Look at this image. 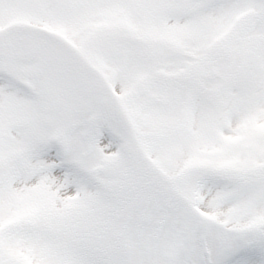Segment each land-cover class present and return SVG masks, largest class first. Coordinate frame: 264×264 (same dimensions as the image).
<instances>
[{
  "label": "snow or ice",
  "instance_id": "6c2138e0",
  "mask_svg": "<svg viewBox=\"0 0 264 264\" xmlns=\"http://www.w3.org/2000/svg\"><path fill=\"white\" fill-rule=\"evenodd\" d=\"M0 264H264V0H0Z\"/></svg>",
  "mask_w": 264,
  "mask_h": 264
}]
</instances>
